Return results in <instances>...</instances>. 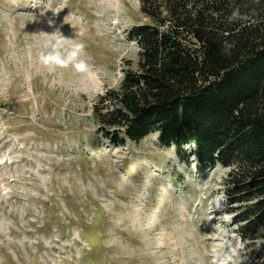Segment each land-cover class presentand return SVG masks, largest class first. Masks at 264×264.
I'll use <instances>...</instances> for the list:
<instances>
[{
	"label": "rangeland",
	"instance_id": "obj_1",
	"mask_svg": "<svg viewBox=\"0 0 264 264\" xmlns=\"http://www.w3.org/2000/svg\"><path fill=\"white\" fill-rule=\"evenodd\" d=\"M142 23L139 0H0V264H241L228 168L101 136L93 108L137 69ZM57 31L89 74L39 63Z\"/></svg>",
	"mask_w": 264,
	"mask_h": 264
},
{
	"label": "trees",
	"instance_id": "obj_2",
	"mask_svg": "<svg viewBox=\"0 0 264 264\" xmlns=\"http://www.w3.org/2000/svg\"><path fill=\"white\" fill-rule=\"evenodd\" d=\"M139 2L137 69L99 96L101 136L118 147L156 134L198 172L228 168L241 264H264V0Z\"/></svg>",
	"mask_w": 264,
	"mask_h": 264
},
{
	"label": "clouds",
	"instance_id": "obj_3",
	"mask_svg": "<svg viewBox=\"0 0 264 264\" xmlns=\"http://www.w3.org/2000/svg\"><path fill=\"white\" fill-rule=\"evenodd\" d=\"M236 15L234 13L233 17ZM49 35L50 38L46 40L43 49L38 53V61L42 66L49 71L71 68L78 74L90 73L91 67L83 58L82 43L70 42V39L64 38L58 31Z\"/></svg>",
	"mask_w": 264,
	"mask_h": 264
}]
</instances>
